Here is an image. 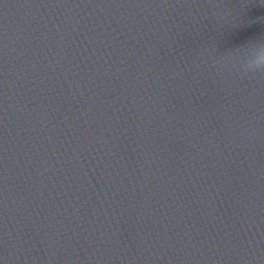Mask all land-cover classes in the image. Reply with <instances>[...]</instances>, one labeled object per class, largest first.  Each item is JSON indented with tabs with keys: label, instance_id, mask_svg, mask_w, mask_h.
Returning <instances> with one entry per match:
<instances>
[{
	"label": "water",
	"instance_id": "1",
	"mask_svg": "<svg viewBox=\"0 0 264 264\" xmlns=\"http://www.w3.org/2000/svg\"><path fill=\"white\" fill-rule=\"evenodd\" d=\"M0 264H264V0H0Z\"/></svg>",
	"mask_w": 264,
	"mask_h": 264
}]
</instances>
